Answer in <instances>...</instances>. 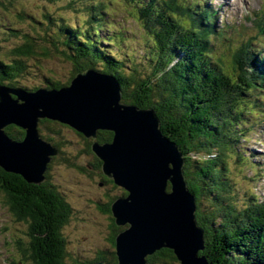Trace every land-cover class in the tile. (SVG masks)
<instances>
[{
    "label": "trees",
    "instance_id": "trees-1",
    "mask_svg": "<svg viewBox=\"0 0 264 264\" xmlns=\"http://www.w3.org/2000/svg\"><path fill=\"white\" fill-rule=\"evenodd\" d=\"M129 1L134 4L139 20L148 21L144 28L152 37V48L147 52L150 60L146 62L150 64V72L145 73L136 64L126 65L119 56L115 57L117 61H113L110 53L99 51L96 42H91L89 31L80 38L75 35L76 30L67 31L66 26H62L61 31L53 32L49 42L34 46L27 41L26 45L16 46L7 52L6 60L0 58V84L31 91L39 89H29L19 81L31 71L33 62L34 69L42 68L40 60L50 57V48L57 39L64 37L66 51L57 52L73 65L74 73L94 69L98 73L112 75L119 81L124 104L156 111L162 133L178 146L185 160L184 176L196 198V221L205 240L201 255L207 264H264V202L259 200L260 196L256 198L249 194V197L244 196V204L239 205L236 195H230L233 182L226 159L232 154L240 157L236 152L233 127L241 122L243 112L239 104L250 98L249 90L257 81L261 82L264 71L253 70L249 63L245 69L235 60L234 73H222L225 67L213 62L209 54L212 51L210 38L215 34V28L208 12H195L193 7H185L180 0ZM9 8L10 5L7 10ZM21 14L20 17L24 15ZM97 35H100L99 29ZM43 37L45 41L49 36ZM242 54L239 53L240 56ZM174 60H178L176 65H172ZM28 61L32 63L28 65ZM114 64L118 66L113 67ZM44 80L48 89L59 90L67 86L48 76ZM56 124L42 120L39 129L43 136H47V141L61 149L62 125ZM101 132L97 142H111L113 133ZM6 134L17 142L25 137V132L14 126H9ZM87 144L91 148L90 143ZM214 153L217 154L215 159H207V155L213 156ZM192 156L197 160L192 161ZM100 168L101 165H97L96 169ZM49 179L48 172L45 182L35 187L22 176L0 169L1 201L9 207L16 222L28 225L29 243L14 240L21 250L22 261L19 264H67L63 260L66 258L65 238L60 233L51 237L52 230L59 229L51 215L60 214L59 217L65 221L72 208L67 197ZM107 185L109 192L118 188L114 183ZM115 200L111 199L110 204H106V208L101 206V209L109 212ZM111 226L112 235L108 239L112 249L101 250L93 260L82 264L100 261L117 264L115 238L122 229L114 223ZM147 264L179 262L170 250H165L148 257Z\"/></svg>",
    "mask_w": 264,
    "mask_h": 264
},
{
    "label": "rangeland",
    "instance_id": "rangeland-1",
    "mask_svg": "<svg viewBox=\"0 0 264 264\" xmlns=\"http://www.w3.org/2000/svg\"><path fill=\"white\" fill-rule=\"evenodd\" d=\"M254 1L256 3L257 0ZM0 3L3 4L0 5V58L2 60H6V53L12 48L26 45L27 41H30L34 46L49 42L51 36L54 35L53 32L57 31L58 33L61 31L62 26H66L67 31L76 30L77 33L75 35L80 38L81 35L87 33L86 31H89L91 42H96L95 44L98 46L97 49L99 51L105 50L110 53L113 61H117L116 58L120 57L126 65L136 64L145 73L150 72V64L146 62L150 60L149 55H147V47L152 37L144 28V23L148 24V21L139 20L136 8L129 0H0ZM219 3L223 2L220 0ZM223 4V13L221 12V15H225L226 19L231 20V14L226 16L224 11L227 3ZM8 5H10L9 10H7ZM241 7V12L237 14L239 16L236 21L242 23L244 17L252 8H258L250 2L241 4ZM231 9L234 10L232 6ZM19 13L24 15L20 17ZM235 17L233 16V19ZM98 29L100 30V35H97ZM46 32L48 34L45 36ZM247 32L250 31H245V34ZM12 33L18 34L19 37L13 36ZM23 35L25 36L22 37ZM41 36L49 37L43 41ZM44 37L43 39H45ZM38 38H41L40 42H38ZM64 39V37H60L54 46L51 45L53 49L50 48V57L40 60L42 68L34 69V62L28 61V65L32 63V68L27 76L19 81L20 85L29 89L34 87L45 89L46 83H44V79L46 76L68 85L67 83L72 79L73 75L81 74L74 73L73 65L60 52H57L66 51ZM249 48L253 51H258L261 47L253 42ZM97 53L99 52L97 51ZM221 53L223 52H218L217 58H221L225 65L230 63L229 55L226 56ZM177 63L178 60H174L172 65ZM116 66L118 64L113 65V67ZM90 70L94 69H88V71ZM126 70L128 69L126 68ZM2 87L4 89L5 87L6 89L12 88L7 85ZM11 90L15 89L12 88ZM258 104L260 102L251 106L249 104L240 106L244 111V114L241 113L242 117L247 114L244 117L245 121L236 127H241V136L238 143H236V152L242 156L240 155L241 159L236 158V155L233 154L232 157H226L228 170L233 182V189L230 195H236L235 200L238 201L239 205L244 204L245 195L247 197H249V194L260 195L264 198V106H258ZM157 118L159 119L158 116ZM50 122L58 124L55 121ZM61 125L63 138V142L60 143L61 149L51 143L57 148L56 155L51 157L45 172L43 169L39 172V182L29 184L35 187L41 186L46 180V174L49 172V181L67 197L66 200L71 205L72 213L65 221L59 217L60 214L53 213L51 215L52 221L57 224V227L59 226L58 230H52L53 236L51 237L54 238L56 233L59 236L60 233L61 237L65 238L66 258L63 260L67 264H82L93 260L99 251L112 249V244L108 239L109 235H112L111 229L113 227L111 224L113 225L114 223L118 228L119 225L115 222L116 217L114 216L113 206L110 205L109 212L107 209H104L105 211L102 210L101 206L105 205L106 208V204H110L111 199L122 198L125 193L119 186L109 192V185L107 184L114 183V181L104 171V162L100 157L101 155H98L94 149L87 147L89 146L87 143L92 146L96 140H92L93 138L88 139L75 129ZM11 126L17 127L15 125ZM8 127L4 128L5 133ZM57 128L59 129V127ZM49 133L51 134L52 132ZM100 133L102 132L100 131ZM99 134H97V137ZM44 138L48 140L45 135ZM176 147L178 152L181 153L177 145ZM215 157H217L215 153L213 156L207 155V159H215ZM193 159L196 161V156H192L191 160L194 161ZM183 162L185 163V160ZM99 164L101 168L96 169ZM50 165L52 166L50 167ZM187 190L190 196H194L189 188V183H187ZM1 197L2 193L0 192V263L19 264L22 261L21 250L14 240L20 239V242L24 244L29 243L28 225L23 222H16L13 214L9 212V207L1 201ZM59 222H63V224H58ZM195 223V226L199 228L197 221ZM45 234L48 235L47 233ZM256 234L258 233L256 232ZM199 239L200 237L196 233L195 244L197 250L200 249L202 243H200ZM173 249L163 247L149 253L146 257V264L148 257H151L156 252L165 250H170L179 264H185L183 260H180L179 256L175 255ZM204 249L205 247L198 251V258L203 259L201 253ZM117 258V264H121L119 256Z\"/></svg>",
    "mask_w": 264,
    "mask_h": 264
},
{
    "label": "water",
    "instance_id": "water-1",
    "mask_svg": "<svg viewBox=\"0 0 264 264\" xmlns=\"http://www.w3.org/2000/svg\"><path fill=\"white\" fill-rule=\"evenodd\" d=\"M114 78L86 70L59 90H9L0 85V169L27 183L39 182V172H45L57 153L39 130L41 120L58 122L94 141L100 131H110L112 144L96 140L91 148L101 155L106 174L126 193L112 204L122 229L115 242L120 263L146 264L149 253L174 247L185 264H207L198 258L203 231L195 226L196 202L187 190L184 159L162 134L153 109L118 105L120 100L114 104L121 94ZM11 125L25 131L24 140L14 141L4 132ZM196 233L202 242L199 250Z\"/></svg>",
    "mask_w": 264,
    "mask_h": 264
},
{
    "label": "bare ground",
    "instance_id": "bare-ground-1",
    "mask_svg": "<svg viewBox=\"0 0 264 264\" xmlns=\"http://www.w3.org/2000/svg\"><path fill=\"white\" fill-rule=\"evenodd\" d=\"M224 1L227 2L226 9L224 10L225 13L231 14L234 17L235 16L236 17H235V19H233V16H230V19H232V22H230V20H228V19L224 21V18H223V21L218 20V27H219L218 31H221L224 33V37H225L224 44L225 45L223 48L220 45L217 48V53L219 51H222L224 53L227 52L226 53V56H227V55H230L231 52H233V54L238 55L239 53H242L246 49V47L248 46L245 31H250L251 29H255L258 27H264V0H257L256 3L254 0L250 1V3L254 4L258 8L257 9L252 8L251 10L249 9L252 13L250 15H246L244 17L243 23L236 21L237 17L239 16L237 14H239L241 12V8H242L241 4L238 2L239 0L234 2V4L230 3L231 0H224ZM208 3H210V2H208ZM230 5L234 8V10L231 9ZM196 22H197V24H199L200 21H198V19H196ZM227 32H228V34H226ZM212 48H215V45ZM262 51L264 52V48L262 49ZM256 58L259 61L258 67L260 68V71L263 72L264 71V59L262 58V55H258V56H256ZM214 61L218 65H221V61L219 58H215ZM245 65H246V62H243L242 66L244 68H246ZM221 66L223 67L224 65H221ZM221 66H219V68ZM233 67H234V64L228 63L225 66V68L223 69L222 73L227 74L229 72H233ZM238 73H239V71H237L236 75ZM114 79L119 84V81L116 78H114ZM259 84H260V88H264V78L261 79V82ZM122 98H123V96H122V91H121V94L119 93L116 96V100L114 101V104L117 105L118 101L120 100L118 105H120V104L127 105V104H124L122 102ZM239 119H240V117H239ZM154 138H155V135H154ZM183 171H184V167H183ZM192 197H193V200L196 202L195 196H192ZM0 254H1V252H0ZM0 264H3V263H0ZM4 264H6V263H4ZM7 264H9V263H7Z\"/></svg>",
    "mask_w": 264,
    "mask_h": 264
},
{
    "label": "clouds",
    "instance_id": "clouds-1",
    "mask_svg": "<svg viewBox=\"0 0 264 264\" xmlns=\"http://www.w3.org/2000/svg\"><path fill=\"white\" fill-rule=\"evenodd\" d=\"M98 138V137H97ZM97 138H96V140H97ZM239 155H241V154H239ZM242 156V155H241ZM237 158V157H236ZM238 159H241V158H238ZM255 196H257V195H255ZM115 250H116V248H115Z\"/></svg>",
    "mask_w": 264,
    "mask_h": 264
},
{
    "label": "flooded vegetation",
    "instance_id": "flooded-vegetation-1",
    "mask_svg": "<svg viewBox=\"0 0 264 264\" xmlns=\"http://www.w3.org/2000/svg\"><path fill=\"white\" fill-rule=\"evenodd\" d=\"M87 143V142H86ZM112 183V182H111ZM111 183H108V184H111ZM116 188H117V186H116Z\"/></svg>",
    "mask_w": 264,
    "mask_h": 264
}]
</instances>
